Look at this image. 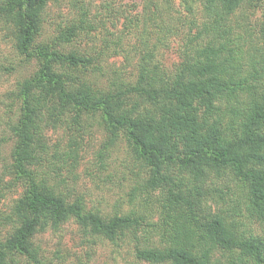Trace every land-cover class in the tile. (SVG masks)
<instances>
[{
    "label": "trees",
    "instance_id": "16d2710c",
    "mask_svg": "<svg viewBox=\"0 0 264 264\" xmlns=\"http://www.w3.org/2000/svg\"><path fill=\"white\" fill-rule=\"evenodd\" d=\"M49 1L0 0L17 53L36 64L12 92L18 112L8 168L23 191L0 220L8 224L0 229V264L19 257L46 264L36 234L68 219L86 235L131 243L137 259L153 264H264V235L248 225L264 228V42L249 41L233 21L264 0H182L188 10L201 7L187 28L172 0H146L134 77L105 70L102 49L95 56L72 48L92 29L84 6L46 35ZM179 35V61L166 68L157 55ZM86 121L103 127L104 147L124 139L144 171L128 191L129 210L105 215L60 189V170L76 162V149L51 153L45 131ZM228 177L245 213L204 204Z\"/></svg>",
    "mask_w": 264,
    "mask_h": 264
},
{
    "label": "rangeland",
    "instance_id": "374dc122",
    "mask_svg": "<svg viewBox=\"0 0 264 264\" xmlns=\"http://www.w3.org/2000/svg\"><path fill=\"white\" fill-rule=\"evenodd\" d=\"M109 0H50L44 14V33L55 35L58 25H66L70 19L79 14V6L87 9L92 29L84 32L73 43L72 48L86 51L96 56L102 49L101 57L105 59V70H118L126 77L136 74L140 30L144 19L146 0H110L111 6L106 8ZM162 4L161 0H154ZM174 15L180 16L187 28L188 19L198 18L201 13L199 3L191 10L184 7L182 0H172ZM100 20L106 25V31L100 28ZM233 21L238 22L247 39L261 45L264 42V8L263 6L244 7L235 13ZM181 25V23H179ZM180 35L163 46L157 58L166 68H172L179 61L178 42ZM100 59V58H99ZM36 69L33 60L25 61L15 47L9 30L0 20V220L7 214L11 205L23 191V182L13 173H9L11 149L14 144L13 130L18 112L17 100L12 92L18 80L28 76ZM70 125V124H69ZM61 126L45 131L46 142L51 153H64L76 149V162L67 161L60 170V189L70 199L81 197L86 209L109 215L120 210H129L131 203L128 191L144 174L128 153L127 143L118 138L113 144L104 147L106 132L95 121H86L79 126ZM207 191L204 202L208 211L218 212L235 205L245 206L243 193L230 177L215 183ZM221 189V190H219ZM134 204V203H133ZM151 221L158 218L157 212L148 213ZM247 220L245 223H248ZM1 224V223H0ZM248 225L254 232L264 235V228L256 221ZM8 224L3 223L0 229L6 230ZM36 243L40 246L42 259L46 264H153L137 259L133 245L125 241L113 242L84 234L74 219H68L57 228L50 227L36 234ZM14 264H32L19 257ZM169 264V263H156Z\"/></svg>",
    "mask_w": 264,
    "mask_h": 264
}]
</instances>
